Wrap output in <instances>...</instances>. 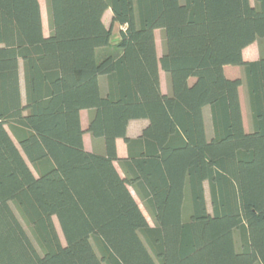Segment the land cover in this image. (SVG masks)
Instances as JSON below:
<instances>
[{
    "label": "trees",
    "instance_id": "trees-1",
    "mask_svg": "<svg viewBox=\"0 0 264 264\" xmlns=\"http://www.w3.org/2000/svg\"><path fill=\"white\" fill-rule=\"evenodd\" d=\"M46 4L48 35L39 0H0V264H264V49L242 56L264 39V0Z\"/></svg>",
    "mask_w": 264,
    "mask_h": 264
},
{
    "label": "crops",
    "instance_id": "crops-1",
    "mask_svg": "<svg viewBox=\"0 0 264 264\" xmlns=\"http://www.w3.org/2000/svg\"><path fill=\"white\" fill-rule=\"evenodd\" d=\"M254 43L250 44L249 46H247L246 48L243 49L242 56H243L244 60L251 61V60H256L259 58V56L261 54L260 48L257 49L256 52H255V50L252 51V54L246 53L247 48H249L251 46L256 49V47L254 46ZM235 67H240V66H225L224 71H225L226 76H228L229 78L242 76L243 71L239 70V68H235ZM235 69H237L236 73H234ZM161 71L162 70L160 69L159 70V76L161 75ZM160 86H161V90L163 93L167 94L169 92L168 79L166 80V86L164 87V86H162V81H161V76H160ZM242 108L243 109L245 108V111H246V115H245L246 119L244 121L245 129L250 130V121H249L247 110H246L245 100L242 102ZM90 113H91V111L88 109H82L80 111V125H81L82 130H84L83 135H82L83 145H84L85 149L88 151L101 153V152H103V149H104L103 140L101 138L93 137L87 131V127H88V123H89V119H90ZM203 114H204V122H205L206 130H210V128H209V125H210L209 111H208L207 107L204 108ZM147 124H148V120L144 119V118L131 119L128 122L127 128H126L127 137H129V138L138 137L141 134L142 130L146 127ZM116 151H117L118 158H124L127 156V146H126V143H125L123 138H116ZM115 165H116V168L118 169L119 173L122 174V170L119 167L117 162H115Z\"/></svg>",
    "mask_w": 264,
    "mask_h": 264
},
{
    "label": "rangeland",
    "instance_id": "rangeland-1",
    "mask_svg": "<svg viewBox=\"0 0 264 264\" xmlns=\"http://www.w3.org/2000/svg\"><path fill=\"white\" fill-rule=\"evenodd\" d=\"M252 4H254V0H250ZM39 3H40V8H41V19H42V26H43V32H44V35H48L50 33V23H49V18H48V13H47V4H46V0H39ZM103 21L105 23V25L107 27H109L111 25V12L110 10H106L104 15H103ZM112 36L115 37L117 36L118 34V31H119V26L117 24H113L112 23ZM155 42H156V49H157V54L158 56L161 55L162 51H163V34H162V31L161 30H156L155 31ZM254 46L256 47V49L254 47H249L247 48L246 50V53H249V54H252V51L259 49H264V39H258L257 41H255L254 43ZM19 70H20V78H21V92H22V101H24V95H23V84H22V64H21V61L19 63ZM235 68H239V70H242L241 67H235ZM237 72V69H235L234 73ZM161 81H162V86H166V80H167V75L166 73H164L163 71H161ZM248 131V130H246ZM206 136L207 138L209 139L211 136H212V131L211 130H206ZM15 141V140H14ZM16 145L17 142H15ZM20 149V148H19ZM21 151V150H20ZM28 165L29 167L31 168V170L35 173V170L33 168V166L28 162ZM132 194L134 195L138 205L140 206L143 214L145 215L148 223L153 226L154 225V222H153V219L151 218L150 214L147 212L146 208L144 207V205L142 204L141 200L137 197L136 193L133 191V189L131 188L130 189ZM205 200H206V206H207V209L208 211L211 210V207H210V199H209V193H208V189H207V184H205ZM183 219L184 220H187L188 217H189V208H188V205L185 204L184 208H183ZM54 220V223L56 225V228H57V231L59 233V236L61 238V241L64 242V239H63V236L61 234V231L59 229V226H58V223H57V220L56 218L53 219Z\"/></svg>",
    "mask_w": 264,
    "mask_h": 264
}]
</instances>
